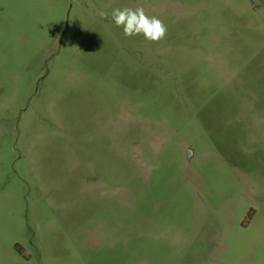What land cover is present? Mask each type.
<instances>
[{"label":"rangeland","instance_id":"374dc122","mask_svg":"<svg viewBox=\"0 0 264 264\" xmlns=\"http://www.w3.org/2000/svg\"><path fill=\"white\" fill-rule=\"evenodd\" d=\"M0 264H264V0H0Z\"/></svg>","mask_w":264,"mask_h":264},{"label":"clouds","instance_id":"9594fccd","mask_svg":"<svg viewBox=\"0 0 264 264\" xmlns=\"http://www.w3.org/2000/svg\"><path fill=\"white\" fill-rule=\"evenodd\" d=\"M102 18L108 13L101 12ZM116 27L121 28L126 38L142 35L149 42L158 43L165 39L168 28L157 16H149L143 7L114 8L110 15Z\"/></svg>","mask_w":264,"mask_h":264},{"label":"water","instance_id":"95a60500","mask_svg":"<svg viewBox=\"0 0 264 264\" xmlns=\"http://www.w3.org/2000/svg\"><path fill=\"white\" fill-rule=\"evenodd\" d=\"M188 155H191V152H189V154ZM190 157V156H189Z\"/></svg>","mask_w":264,"mask_h":264}]
</instances>
